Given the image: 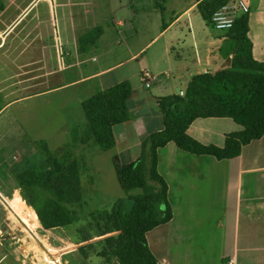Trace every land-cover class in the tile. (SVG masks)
Wrapping results in <instances>:
<instances>
[{
  "label": "rangeland",
  "instance_id": "obj_1",
  "mask_svg": "<svg viewBox=\"0 0 264 264\" xmlns=\"http://www.w3.org/2000/svg\"><path fill=\"white\" fill-rule=\"evenodd\" d=\"M192 1L0 0V264H117L114 258L98 256L97 247H88L112 235L105 215L125 194L112 166L114 152L73 139V129L82 131L85 123L80 99L91 96L106 79L124 80L137 73V61L118 63L161 29L159 19L139 20L141 7L148 12L156 4L167 24L172 12ZM187 19L210 34L211 26L197 10L172 30L181 25L188 35ZM97 28L102 30L98 36L92 33ZM80 38L95 41L82 52ZM161 42L147 47L150 63ZM184 44L183 49L173 44L172 57L183 55L191 66L193 52L188 41ZM110 66L108 78L83 83L84 76ZM186 84L179 75L173 81L176 92ZM43 143L50 150L67 144L81 163V206L71 224L50 230L41 228L22 196V213L8 205L20 191L16 175L44 161ZM156 246L151 248L158 257Z\"/></svg>",
  "mask_w": 264,
  "mask_h": 264
},
{
  "label": "crops",
  "instance_id": "obj_2",
  "mask_svg": "<svg viewBox=\"0 0 264 264\" xmlns=\"http://www.w3.org/2000/svg\"><path fill=\"white\" fill-rule=\"evenodd\" d=\"M200 1L193 0L176 14L172 12L174 18L167 24L162 8L160 12L156 4L152 6L154 10L148 12L144 7L139 9V20L157 22L159 19L161 29L143 47L118 63L137 61V73L124 79L130 81L132 88L127 100L131 118L113 127L115 146L110 151L122 164L136 160L142 150H147L149 135L163 129L158 98L181 96L192 76L221 69L230 58L220 54L223 31L211 28L208 34L203 27L196 30L190 19L185 24L188 35L183 33L181 25L172 30L182 18L197 10ZM248 15L252 55L255 60L264 62V0H251ZM160 38L162 42L150 63L145 57L146 49ZM186 41L193 52L191 66L186 64L183 55L172 57L173 44L183 49ZM113 67L98 69L84 76L82 81L108 78ZM178 75L186 79L187 84L176 92L173 81ZM121 81L106 79L97 90L92 89L90 95ZM240 129L230 118L210 117L195 119L187 133L204 145L222 147L225 134ZM157 154V171L167 184L172 210L169 222L146 234L153 255L151 245L157 243L159 256H154L158 264H227L230 260L233 264H264V136L243 146L240 154L231 159L190 154L173 142L158 148ZM11 198L13 205L8 204L9 207L22 213L18 191Z\"/></svg>",
  "mask_w": 264,
  "mask_h": 264
},
{
  "label": "trees",
  "instance_id": "obj_3",
  "mask_svg": "<svg viewBox=\"0 0 264 264\" xmlns=\"http://www.w3.org/2000/svg\"><path fill=\"white\" fill-rule=\"evenodd\" d=\"M227 1L202 0L197 4L207 26L213 28L212 12ZM3 9L0 3V11ZM248 18V14L237 17L232 28L223 31L220 54L230 57L228 66L192 76L181 96L157 99L163 129L149 135L147 150L126 164L112 156L116 179L125 196L117 198L105 215V224L112 235L88 245L97 247L98 256L114 258L117 264H158L146 234L172 218L168 187L157 171L158 148L173 142L190 154L223 160L238 156L243 146L264 136V62L252 55ZM101 31L97 28L92 33L98 36ZM94 41L95 38L88 42L80 38L82 52L86 51V43ZM131 94L130 82L123 80L82 100L85 123L82 131L73 129V139L90 142L102 152L112 150L113 127L131 118L127 107ZM210 117L230 118L241 129L225 134L222 147L204 145L187 130L195 119ZM42 148L44 161L24 169L15 179L20 201L22 196L41 228L50 230L71 224L75 209L81 206V163L67 144L50 150L43 143ZM79 251L85 254V247Z\"/></svg>",
  "mask_w": 264,
  "mask_h": 264
},
{
  "label": "built area",
  "instance_id": "obj_4",
  "mask_svg": "<svg viewBox=\"0 0 264 264\" xmlns=\"http://www.w3.org/2000/svg\"><path fill=\"white\" fill-rule=\"evenodd\" d=\"M251 0H229L216 8L211 16L210 23L214 30L225 31L232 28L237 17L249 14ZM148 86V83H145ZM183 95V93H180ZM227 264H233L232 260Z\"/></svg>",
  "mask_w": 264,
  "mask_h": 264
},
{
  "label": "water",
  "instance_id": "obj_5",
  "mask_svg": "<svg viewBox=\"0 0 264 264\" xmlns=\"http://www.w3.org/2000/svg\"><path fill=\"white\" fill-rule=\"evenodd\" d=\"M230 64V58L227 59V63L225 64V67L228 66Z\"/></svg>",
  "mask_w": 264,
  "mask_h": 264
},
{
  "label": "flooded vegetation",
  "instance_id": "obj_6",
  "mask_svg": "<svg viewBox=\"0 0 264 264\" xmlns=\"http://www.w3.org/2000/svg\"><path fill=\"white\" fill-rule=\"evenodd\" d=\"M19 202V201H18Z\"/></svg>",
  "mask_w": 264,
  "mask_h": 264
}]
</instances>
